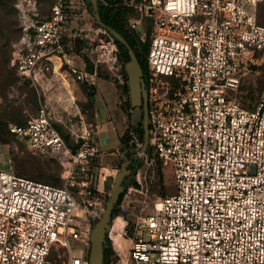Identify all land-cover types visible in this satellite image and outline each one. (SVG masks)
Here are the masks:
<instances>
[{
	"label": "built area",
	"instance_id": "1",
	"mask_svg": "<svg viewBox=\"0 0 264 264\" xmlns=\"http://www.w3.org/2000/svg\"><path fill=\"white\" fill-rule=\"evenodd\" d=\"M261 2L124 0L134 9L130 24L150 43V159L174 166L177 191L160 196L154 211L112 218L106 264H264V97L247 108L233 96L264 53ZM17 6L22 35L11 64L38 92L60 59L81 83L127 81L117 38L103 24L81 33L93 70L72 65L63 30L69 0H52L50 14L38 0ZM42 99L24 124L9 129L34 152L56 157L68 180L53 184L0 169V264H46L54 243L66 250L62 264H90L105 181L115 175L103 166L92 171L100 149L95 131L87 127L82 144H70ZM72 239L84 247L76 252Z\"/></svg>",
	"mask_w": 264,
	"mask_h": 264
},
{
	"label": "rangeland",
	"instance_id": "2",
	"mask_svg": "<svg viewBox=\"0 0 264 264\" xmlns=\"http://www.w3.org/2000/svg\"><path fill=\"white\" fill-rule=\"evenodd\" d=\"M38 1L40 12L50 14L52 0ZM17 3L18 0H15L13 11L7 15L0 3V34H3L2 37L5 36V44L2 49L3 60L0 62V169L23 173L53 184H65L68 178L59 173L60 165L56 157L34 152L25 141L12 134L9 129L10 123L26 122L27 117L40 107L43 101L42 96L44 97L43 92H38L29 82L16 75L10 68L8 60L4 62L5 58L10 59L14 44L18 41L21 33ZM69 4L72 15L64 23L63 28L67 35L72 22L74 25L72 32L75 35L86 33L88 28L95 31L101 25L90 10L87 0H69ZM246 8L252 9L250 5H246ZM258 21L264 24V2L258 4ZM127 22L132 30L139 32V38L142 41L140 28L133 27L130 24V18ZM67 54L72 60V65H77L74 60L81 54L76 51L73 45H67ZM59 66L61 67L57 68L58 72L65 74L72 83H80L73 74L64 71L70 67L67 63L59 61ZM114 85L117 87L119 95L111 88L108 81L103 79L99 82L97 98L102 115L97 118V121L95 117L96 103L93 105L90 103L83 108L80 106L78 98L73 100H70L69 97L66 98L67 94L64 91H58L56 86L50 93H45V96L47 94L48 107L54 111V121L57 127L66 135L70 144H82L79 135L87 130L85 121L90 120L94 124H98L99 132L94 136L100 149L92 160L93 172H98L99 168L103 166L107 172L116 176L123 165L131 164L137 181L132 182L124 189L122 199L115 207L119 208L116 215L125 214L127 217L134 218L139 214L154 211L156 201L160 196L171 195L177 191L175 169L172 164L156 163L153 165L149 154L146 155L144 152L136 150L141 146L140 143L131 148L129 142L137 141L134 138V131L133 134L129 131L126 135L129 136V140L122 138L121 135L131 128L132 110L125 105L124 100L128 94L121 89L120 85L116 83ZM233 96L247 108H253L264 97V53L259 52V58L242 76L238 87L233 91ZM113 125L116 127L115 129H113ZM131 157L134 161H131ZM155 168L159 170V173L155 171ZM109 195L108 193V197ZM72 246L76 252L84 247L80 241L75 239H72ZM65 251L63 246L54 243L46 264H62Z\"/></svg>",
	"mask_w": 264,
	"mask_h": 264
},
{
	"label": "water",
	"instance_id": "3",
	"mask_svg": "<svg viewBox=\"0 0 264 264\" xmlns=\"http://www.w3.org/2000/svg\"><path fill=\"white\" fill-rule=\"evenodd\" d=\"M93 6V14L97 20L102 24L101 15L99 13V0H91ZM105 26V25H104ZM111 33L120 41H122L129 52L130 58L125 64L128 75L124 87L128 88V98L125 100L126 105L132 107V123L138 125L140 123L144 126L145 140L144 143L137 147L139 152H145L148 148L149 138V122H148V91L144 79L143 67L132 46L126 38L115 28L106 26ZM74 46L77 52L84 54V43L81 34H76L74 37ZM131 169L126 165L117 173L115 177H109L105 181V189L109 192V197L102 216L96 222L92 232V244L90 249V264H105L104 261V246L107 241L106 234L111 226L112 213L118 202L121 193L133 181L136 182V175L132 174L127 179H124L129 174Z\"/></svg>",
	"mask_w": 264,
	"mask_h": 264
},
{
	"label": "trees",
	"instance_id": "4",
	"mask_svg": "<svg viewBox=\"0 0 264 264\" xmlns=\"http://www.w3.org/2000/svg\"><path fill=\"white\" fill-rule=\"evenodd\" d=\"M0 1H1L0 3H2V9L5 11V15H7L8 13L11 14V11H13V3L15 0H0ZM5 2H6V4H5ZM87 2H88V5L90 7V10L93 12V6H92L91 0H87ZM38 3H39V1H38ZM98 5H99V13L101 15L102 24L105 26H110V27L115 28L126 38V40L129 42V44L134 49L141 65L143 67L144 74H146V72H147V55H148L150 43H149V38H147L145 41H141L139 38V32L132 30L128 26L127 20H128V18H130V16L134 15V9L132 7H129L128 5H126L124 3V0H99ZM39 7H40V5H39ZM51 8H52V4H51ZM39 10H40V8H39ZM20 29H21V25H20ZM2 35L0 34V62L3 60L2 49H3V45L5 44V40H4L5 36L2 37ZM21 35H22V29H21L19 39H20ZM83 42H84V39H83ZM117 42H118V45L120 47L121 57H122L124 63L126 64V62L130 58L128 49L122 41L117 39ZM84 57H85L86 62H87L88 70H93L94 67H93V64H92L90 58L88 57V55L85 54ZM5 59H4V62H7V60H8L10 68L16 73V75H18L20 78H22L19 75L17 69L11 64L12 55H11L10 59L8 58V59H6V61H5ZM105 75L108 76L106 73H105ZM145 81H146V77H145ZM80 84H81L83 90L87 93V95L90 98H92L96 94V86H91V85H88L86 83H81V82H80ZM31 86L34 87L33 85H31ZM120 87L122 90H124L128 94V92H129L128 88L124 87V85H120ZM27 119H28V117H27ZM27 119H26V121H27ZM16 123L24 124L25 122H16ZM132 130L135 133L134 138L137 139V141L129 142V146L131 148H134L135 145H137L138 143H140V145H142L144 143L145 131H144V127H143L142 123H140L138 125H133V123H132L131 128H128L125 131V133L121 135L122 138L129 140V136L127 137L126 135H128L129 131H132ZM64 136L66 137L65 134H64ZM145 153L150 155L149 147L147 148ZM131 161H134V159L132 157H131ZM16 173H18V172H16ZM18 174L28 176V175H25L23 173H18ZM32 178H34V177H32ZM34 179H37V178H34ZM37 180H41V179H37ZM41 181H44V180H41ZM123 194L124 193H121L120 198H119L116 205H118L120 203ZM118 210H119L118 207L114 208L113 213H112V217H114L116 215V212ZM89 253H90V250L88 251V254ZM111 254H112V249L110 248L109 243H108V239H107L105 246H104L105 264H106V261L108 260V257Z\"/></svg>",
	"mask_w": 264,
	"mask_h": 264
},
{
	"label": "crops",
	"instance_id": "5",
	"mask_svg": "<svg viewBox=\"0 0 264 264\" xmlns=\"http://www.w3.org/2000/svg\"><path fill=\"white\" fill-rule=\"evenodd\" d=\"M73 26L74 25H73V22H72V24H70V26H69V33H68L67 38H66V43H67V45H73L74 46L75 34L72 32V30L74 28ZM84 55L85 54L79 55L80 57L79 58H75V60H74L77 63L76 66L81 68V69H87V62H86V59H85ZM60 61H62V59H60ZM60 67L61 66L58 67V64L55 66V72L50 76V79L47 81V85L43 86L42 90L40 91V92H43L45 100H46V96H47V94L45 96V93H50L52 88H54L55 86L58 89V91H62V92L64 91L67 94L66 98L69 97V88H71V89L74 90L75 98H78V100L80 102V106H82L83 108H85V105H88L90 103L92 105L96 103L95 106H96V110L97 111L95 113V117H96V121H97V118H99V116L102 115L101 109H100L101 107H100V104H99V100L97 98V93L99 91V88H98L99 82H100V80H103V79L108 81L110 86H111V88H113V90L116 91V93L118 94L117 87H115L114 82L112 80H110L109 78L100 77L98 79V81H97V84L95 85L96 86V94L92 98H90L87 95V93L83 90V88H82L80 83H78V84L72 83L70 78H68L67 76H66V78H67L66 81L69 83V87L66 86L65 81L63 79H61V77L59 75V74L62 75L63 73L57 71V68H60ZM64 71H67L69 74H71L70 71H69V68H66ZM65 102H66V100H65ZM47 103H48V101H47ZM85 114H86V112H85ZM82 115L86 116L84 114H82ZM85 124H86L87 127H91L95 131V133L98 134V132H99L98 124H94L90 120L87 121V122L85 121ZM115 128L116 127L113 125V129H115ZM63 135H64V133H63ZM65 139H66L67 142H69L67 140L68 138L65 137Z\"/></svg>",
	"mask_w": 264,
	"mask_h": 264
},
{
	"label": "bare ground",
	"instance_id": "6",
	"mask_svg": "<svg viewBox=\"0 0 264 264\" xmlns=\"http://www.w3.org/2000/svg\"><path fill=\"white\" fill-rule=\"evenodd\" d=\"M60 77H61V79H63L65 81L66 86L69 87V83L66 81L67 80L66 75L65 74L61 75L60 74ZM69 98H70V100H73L75 98L74 90L71 89V88H69ZM66 102H67V100H66Z\"/></svg>",
	"mask_w": 264,
	"mask_h": 264
},
{
	"label": "flooded vegetation",
	"instance_id": "7",
	"mask_svg": "<svg viewBox=\"0 0 264 264\" xmlns=\"http://www.w3.org/2000/svg\"><path fill=\"white\" fill-rule=\"evenodd\" d=\"M146 83V82H145ZM146 86H147V83H146ZM128 98V97H127ZM126 98V99H127ZM125 99V100H126ZM124 100V101H125ZM126 105V104H125ZM127 107H130L131 108V110H132V107L130 106V105H126ZM143 125V124H142ZM144 127V126H143ZM132 132H133V130H132ZM129 169H131V171L129 172V174L128 175H126L125 177H124V179H127L130 175H132V174H134V172H133V169H132V167H131V164H129L128 166H127ZM134 182V181H133Z\"/></svg>",
	"mask_w": 264,
	"mask_h": 264
}]
</instances>
